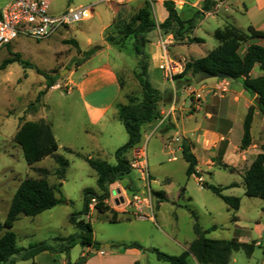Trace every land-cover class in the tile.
<instances>
[{
    "label": "rangeland",
    "instance_id": "obj_1",
    "mask_svg": "<svg viewBox=\"0 0 264 264\" xmlns=\"http://www.w3.org/2000/svg\"><path fill=\"white\" fill-rule=\"evenodd\" d=\"M146 1L150 8V18L154 22L160 21L166 10L157 2L163 0H51L50 15L57 16L68 9L91 7L92 17L89 20L60 28L45 39L35 40L19 36L10 45L0 47V65L6 60L17 58L23 62L22 64L14 61L4 69H0V224L4 222L10 199L19 183L26 178L41 177L40 169L47 170L46 178L50 184H61L60 191L65 199V202L35 217L21 216L11 230L16 236L17 247L27 248L29 245L41 242L56 246L58 244L56 238H67L74 235L76 230L69 218L72 214H78L83 210L84 191L91 189L98 193L96 174L86 163L87 155L110 165L116 163L114 146L120 142L117 140L119 134L123 137V143H126L127 137L124 128L116 117L111 118L103 135L97 138L105 142L108 150L105 151V154H91L92 144L88 141L84 131L92 128L88 125L74 83L89 68L98 65L101 61H108L115 69L122 71L125 91L140 98L141 88L135 78V74L139 71V57L132 50L133 39L128 38L125 48L119 50L109 45L105 41V37L111 35L119 38L118 31L123 24L128 23L144 7ZM184 1L191 4L197 0ZM6 2L7 0H0V8ZM185 2H179L178 6ZM249 2L250 0H213L211 11L204 14L215 15L214 18L224 20L228 24L234 22L239 30L246 31L247 16L244 15L241 8L243 3L248 5ZM222 4L230 7L227 13L221 9ZM201 5L202 0L198 10L201 9ZM189 9V7L185 8L182 12L183 16ZM115 15L116 22H113ZM201 19V14L195 18L194 28L198 29L197 32L193 29L188 35L184 34L180 40L174 38L171 33L160 31L162 40L167 41L163 53L171 55L170 57L175 58L183 65L187 59L198 58L199 55H205L207 51L215 47L217 42L212 34L204 33L202 28L211 32L216 23L212 21V18H208L203 24L204 27H199L198 23ZM195 35L203 37L205 45L192 43V46L189 47L188 39ZM147 36L152 43L158 40L154 30ZM160 39L159 41H161ZM185 44L187 46L176 49L177 46ZM96 47H101L99 55L92 57L71 76V72L83 63L85 54ZM149 48L148 45L145 46L146 51ZM244 50L245 46L243 45L240 48V54H243ZM175 51L186 59L182 62L178 54L174 55ZM171 63L175 69L172 72L169 67L168 71H164L166 79L173 80L176 91L184 89L187 92L185 101L187 104L192 102L191 106H193L187 109L188 115L194 114V107L202 104L206 96L214 105L219 100H226L227 87H202L208 81L214 79L222 81L223 79L210 78L195 83L194 76H191L190 72L176 78L181 72H178V64L172 61ZM36 70L46 73L54 79V86L47 88L46 79ZM187 79L190 80L186 81ZM149 81L153 83L152 80L149 79ZM177 92L176 96L167 91L162 93L163 97L158 105L164 111V115L167 103L174 101L178 103L177 101L180 100ZM39 93L41 95L35 103ZM30 104H35L36 111L28 109ZM208 107H206L207 110H209ZM240 113H243V110ZM169 117L172 118L171 114ZM40 119L51 124L52 133L59 146L57 155L68 161L65 176L60 181L54 174L57 165L51 157L28 166L24 161L20 147L13 140L14 134L23 121ZM168 119L157 127L158 133L162 137L155 135L146 141L143 137L145 149H141L133 157H130V153H128L130 163L134 165L131 173L115 182L118 192L109 193L110 198L107 199V205L111 212L117 213L118 221L110 222L111 213L96 211L92 200V206L90 205L89 208V210L92 209V212L77 217L88 221L92 227L93 238L98 247L91 248V252L103 251L106 253L102 259H96V263L109 260L115 254L117 255L116 264H168L157 260L155 255L148 250L155 248L165 254L178 256L201 232L204 237L209 239L229 240L234 238L237 233H243L242 238L249 236L251 240L249 242H256L252 255L247 257L243 251L236 252L234 253L235 263L232 264H264V230L260 232L264 226V200L244 195L241 178L247 171V166L226 165L222 160L226 147L223 140L208 138L205 146L197 151L200 158V163L196 167L198 177L195 175L187 177L185 173L187 164L178 152L182 135L173 131L172 123ZM208 120L210 128H220V123L214 116ZM237 120H239L241 132L242 117L237 116L234 119L235 123ZM259 127L260 120L257 118L254 122L253 132ZM236 135L235 129L232 134L234 140ZM123 143L118 144V147H121ZM69 145L82 147V150L78 149L82 156L65 150L64 147ZM173 157L175 160H170ZM134 169L136 172L133 171ZM233 182L238 184L231 188H225L222 194L241 199L237 224L231 221L232 211L227 208L224 202L210 190L201 186L202 183H206L226 187ZM158 191L165 193V200L162 202L154 195V192ZM196 225L200 232L196 230ZM236 229L242 231H235ZM3 232L4 230L0 231V236ZM131 243L139 244L143 250L123 251L121 249V245ZM81 249L85 251L76 244L70 249L68 257L64 253H44L38 258L37 264H46L48 257L56 260L52 264H66L67 259L70 263L77 262ZM83 256L87 259L86 254ZM112 259H110L111 263ZM13 264L31 263L30 261L15 260ZM188 264L198 263L190 255Z\"/></svg>",
    "mask_w": 264,
    "mask_h": 264
},
{
    "label": "trees",
    "instance_id": "obj_2",
    "mask_svg": "<svg viewBox=\"0 0 264 264\" xmlns=\"http://www.w3.org/2000/svg\"><path fill=\"white\" fill-rule=\"evenodd\" d=\"M162 4L167 12V17L162 23L157 25L150 18V8L146 1L144 7L128 23L123 24L118 31L119 38L111 35L105 37V41L109 45L119 50L125 48V42L128 38L133 39L131 47L134 54L139 57V71L135 74V78L141 88V95L140 98L128 95L126 96V104L117 105L118 119L126 132L127 141L115 151V165H110L100 159H86L87 165L96 174L98 193L86 189L84 191L83 210L70 216L69 221L74 226L76 233L67 238H56L58 243L56 246H51L46 242L29 245L27 248L16 246L15 234L11 230L21 216L35 217L65 202L60 191L61 184H50L46 178L47 170L40 169L41 177L26 178L19 183L12 196L4 222L0 224V231L4 230L0 237V264H13L15 260L31 261L30 263L34 264L32 262L33 257L44 251L64 253L68 257L70 249L76 244L83 249L97 248L98 244L94 241L90 223L77 218L82 214L88 215L91 200H94L93 207L99 213H111L110 222L118 221L116 219L117 213L111 212L106 203L109 198V186L131 173V163L126 158V153L140 143L141 126L160 118L157 105L162 100V94L151 85L147 74L148 55L144 52V47L148 43L147 34L158 27L160 31L171 33L176 39H182L184 34L188 35L194 29L195 18L198 15L211 11L213 0H202L201 9L186 21L180 19L173 1L163 0ZM213 37L218 45L203 58L186 62L182 72L176 78H180L188 72L194 76L197 71H205L214 77L223 74L224 79L240 82L246 92L255 96L256 107L264 115V47L251 43L253 40H263L264 32L254 30L251 26L244 32L227 24L222 29L215 30ZM202 42L203 40L195 37L188 39L189 44ZM243 45L245 50L243 54H240V48ZM100 50L101 47L91 49L85 54L84 60ZM14 61L21 62L18 58L6 60L0 65V69H4ZM21 63L23 64V62ZM255 65H258L262 75L251 78L250 72ZM36 71L46 79L47 88L54 86V79L46 73ZM40 95L41 93L38 94L35 103H37ZM28 109L36 111L35 104H30ZM253 111L254 108L250 107L243 119L240 151L246 150L251 144L250 128ZM13 140L20 147L24 161L28 166L51 157L57 165L54 172L57 180L60 181L64 178L68 161L57 155L59 148L50 123L43 119L23 121L14 134ZM193 147L190 140L181 139L179 148L181 157L187 164L185 172L187 177L192 175L198 177L197 159L192 152ZM242 178L244 195L264 200V153L256 155ZM201 186L210 190L212 194L224 202L227 208L232 211L231 221L235 222L237 220L235 213L240 209L241 199L222 194L225 188H231L235 185L221 187L202 183ZM154 195L160 199V202L165 200V193L162 191L154 192ZM196 230L200 232L197 225ZM255 243L254 241L250 243L239 242L236 238L229 240L209 239L200 232L199 236L178 256L165 254L155 248L148 251L153 253L157 260L168 264H188L190 255L198 264H229L233 253L243 251L247 257H250L254 251ZM121 249L123 251L129 249L143 250L137 243L123 244ZM85 261L86 258L82 256L73 264H84ZM66 264L72 263L67 259Z\"/></svg>",
    "mask_w": 264,
    "mask_h": 264
},
{
    "label": "crops",
    "instance_id": "obj_3",
    "mask_svg": "<svg viewBox=\"0 0 264 264\" xmlns=\"http://www.w3.org/2000/svg\"><path fill=\"white\" fill-rule=\"evenodd\" d=\"M171 1L175 3L176 8L178 9V12H179L180 19L182 21H186L190 18V16L193 13H195L196 11H199L198 6L201 0H197L196 2L191 3V4L186 3L184 0H171ZM179 2L180 3L185 2V3L182 4L181 6H178ZM157 3L158 5L163 7L162 1L161 2L158 1ZM186 7L187 8L189 7L190 9L186 13V15L183 16L182 12L185 10ZM228 8H230L228 5L225 6L222 4L221 6V9L223 10L224 13H227L229 11ZM241 9L244 15L247 16L246 30L249 26H251L254 30L264 32V0H250L248 5L243 3ZM214 16L215 15H211V14H203L201 21L198 23L199 27H204L203 25L204 22H206L208 18H212V21L216 23V26L214 27V29L211 32H208L205 30V28H202V31L204 33L212 34V36L215 30L222 29L225 25L228 24L224 20L214 18ZM166 17H167V12L165 11L161 20L155 21V23L157 25L162 23ZM114 21L116 22V15L113 19V22ZM230 25L239 29V27H237L234 22L233 24H230ZM194 30L195 32H197L198 29L194 28ZM154 31L157 33L158 40L155 43H152L150 40H148V43L146 45H148L150 48L147 51L145 50V47H144V50L146 54L148 55V61H147L148 62V69H147L148 79L153 81V83L150 82L151 85L155 89H157L161 94L167 91L168 93H172L174 94V96H176V92L178 90L176 91L173 80L166 79V73L164 72L163 69L160 68V66L164 62H166L169 64L168 66L171 67L172 69L171 71L173 72L175 68L171 63L172 61L178 64L179 66L178 72L180 73L182 72L183 67L186 62H184V64L181 65L179 61H177L175 58L170 57L171 55L169 56L167 55V53L166 54L163 53L164 51H162L161 46L158 45V43L160 42L159 41L160 38H161L160 40L162 41V37H161L162 32H160V29L158 27L155 28ZM193 37L203 40L202 43H198L199 45H202V46L205 45V39L203 37H200L199 35H195ZM147 39H148V36H147ZM251 43H255V44H258L264 47V39L263 40H253L251 41ZM182 46L184 47L187 45L186 44L179 45L176 47V49L181 48ZM188 46L190 47L192 46V44H189ZM215 47H213L212 49H214ZM106 48H108V46H106ZM211 50L207 51L205 55H199L200 57L198 58L187 59V62L203 58ZM176 51L173 52L174 55H177V54L179 55V53ZM100 52L101 51H98L94 55H92L90 58H88L87 60H84L83 63L78 65V67L71 72V76L73 75V73H76L78 70H80L92 57L99 55ZM185 59L186 58H183L182 56H180V60L182 62ZM122 75H123L122 71L115 69L108 61H104V62L101 61L98 65L93 66L89 68L88 70H86L85 72H83L80 78L77 80V82L74 83V88L76 89L78 93V97L81 102L82 109L85 112L88 125L92 128L91 130L84 131L88 141L92 144L91 154L93 153L95 155L105 154V151L108 150L107 147L105 146V142L104 141L102 142L101 140L97 138L103 135V133L105 132V129L108 127L109 120L111 118L116 117L118 122L120 123L118 119V115H117V105L126 104V96L130 95V92L125 91V84H123ZM261 75L262 73L259 71L258 65H255L252 71L250 72V77L256 78ZM71 76H70V79H71ZM69 82L71 83V80H69ZM212 86H217V87L224 86V88L227 87L228 91L226 93V96H227L226 100H219V102L216 105H214V104H211L210 99L206 96V99L204 100L202 104L200 103L199 105L194 107L195 108L194 114H190V115L187 114V109L193 106H191L192 102H190V104L186 103L185 98H186L187 92L184 89H180L177 92L179 94V99H180L179 101H177L178 103H176V101L172 103H167L165 115L163 114L164 111L162 110V108L159 107V105H157L161 119L159 118L160 120L157 119L151 123H147L141 126V141L135 148L131 149L130 151L126 153V158L129 160L130 157L136 156V154H138V152L141 149L143 148L145 149V141L149 137H152L155 135L157 137H162L161 134L158 133L157 127L161 124V122L169 118L168 120L172 123L173 131L176 134L180 133V135H182V138H186L193 143L194 147L192 149V152L197 159V166L200 163V158H199L197 151L201 150L203 146H205V142L207 141L208 138H210L211 140H214V138H216V140H223L224 144L226 145L224 152H223V156H222V160L226 165L233 166V167L242 165V166H247V169H248L253 159L256 157V155L260 153H264V115L261 114L260 111L256 107L255 96H251L248 92H246L242 88L240 82L233 81V80H227V79H223L222 81H217L216 79H214L202 85L203 88L212 87ZM206 107H208L209 110H207ZM250 107L254 108L253 118H252V123H251V128H250L251 144L246 150L240 151L239 146H240V141L242 137V123L247 113V110ZM241 110H243V113H240ZM169 114H171L172 118L169 117ZM213 116L218 121V123H220L219 129L210 128L208 126V122H209L208 119H211ZM237 116L242 117V121H240L241 122V132L239 130V126H240L238 123L239 120H237V123H235L234 121V119ZM257 118H259L260 120V127L255 132H253L254 122ZM235 129H236L237 135H236V139L234 140V137L232 138V134H234ZM114 130L116 131L115 128ZM119 135L120 136L117 138V140L118 142L119 141L120 142L118 144H122L124 142L122 139L123 137L121 136V134ZM143 137L145 139L144 142L142 141ZM118 144L114 146L115 148L114 153L120 147V146L118 147ZM64 148L65 150L69 152H74L77 156H82L78 152V149L82 150V147H75L73 145H69L68 147H64ZM128 153H130L129 154L130 157ZM89 158H91L90 155H87L86 159H89ZM170 160L172 161L175 160V157L171 158ZM202 162H203V159H202ZM241 180L243 181V178H241ZM232 184L237 185L238 183L233 182V183L228 184L226 187ZM241 184L243 186V182ZM113 191L116 193L118 192L117 188L115 187V183L109 186V193L111 194ZM11 199H10V202H11ZM91 212H92V209L89 210V213ZM237 214L238 212L235 215L237 220L234 222V224H237L239 221V216ZM235 227L238 228L237 225H235ZM263 230H264V226L260 229V232ZM235 231L241 232L242 230L236 229ZM242 234L243 233H237L235 234L234 238H236L239 242L250 243L249 241L251 240L249 236L242 238L241 237ZM260 238L261 237L259 236V239ZM44 253H48V251H44V252H41L35 255L32 259V262L34 264H37L38 258L41 255H44ZM85 254L87 256V259L84 264H112V263L116 264L117 255L115 254L112 255L111 257L113 258L112 263H111L110 257H108L110 258L109 260H104L102 263H96L97 261L96 259H102V257L106 256V253H104L103 251L93 253L91 252V249H85V251L81 249L79 258ZM55 261L56 260L54 258L48 257L45 263L52 264V263H55ZM71 263L73 264L76 262H71ZM232 263H235L234 253L231 256V260L229 264H232Z\"/></svg>",
    "mask_w": 264,
    "mask_h": 264
},
{
    "label": "built area",
    "instance_id": "obj_4",
    "mask_svg": "<svg viewBox=\"0 0 264 264\" xmlns=\"http://www.w3.org/2000/svg\"><path fill=\"white\" fill-rule=\"evenodd\" d=\"M50 3L51 0H7L0 8V47L10 45L19 36L45 39L60 28L92 17L91 7L68 9L60 15H50ZM166 44V40L160 41L164 52ZM160 68L168 71V63L164 62ZM132 166L134 165L131 163V168Z\"/></svg>",
    "mask_w": 264,
    "mask_h": 264
},
{
    "label": "water",
    "instance_id": "obj_5",
    "mask_svg": "<svg viewBox=\"0 0 264 264\" xmlns=\"http://www.w3.org/2000/svg\"><path fill=\"white\" fill-rule=\"evenodd\" d=\"M178 10V9H177ZM62 74V73H60ZM210 78H219V79H224L225 76L223 74H218L217 76H213L205 71H197L195 74H194V82L195 83H199L201 81H204L206 79H210ZM134 172H136L134 170ZM120 201H122V199H120Z\"/></svg>",
    "mask_w": 264,
    "mask_h": 264
}]
</instances>
